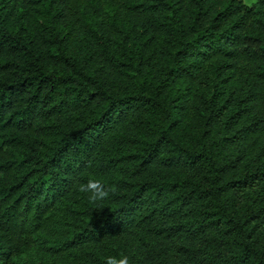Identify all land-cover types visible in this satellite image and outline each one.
<instances>
[{"label": "trees", "instance_id": "obj_1", "mask_svg": "<svg viewBox=\"0 0 264 264\" xmlns=\"http://www.w3.org/2000/svg\"><path fill=\"white\" fill-rule=\"evenodd\" d=\"M121 255L264 264V0H0V264Z\"/></svg>", "mask_w": 264, "mask_h": 264}, {"label": "clouds", "instance_id": "obj_2", "mask_svg": "<svg viewBox=\"0 0 264 264\" xmlns=\"http://www.w3.org/2000/svg\"><path fill=\"white\" fill-rule=\"evenodd\" d=\"M77 190L81 194H86L88 201L93 205L101 204L109 198L110 193L115 191L114 187L106 186L100 180L92 179L79 184ZM105 264H131V261L126 255L109 256L105 258Z\"/></svg>", "mask_w": 264, "mask_h": 264}]
</instances>
